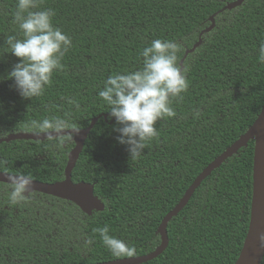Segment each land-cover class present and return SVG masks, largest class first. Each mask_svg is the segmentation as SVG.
<instances>
[{"label": "trees", "instance_id": "obj_1", "mask_svg": "<svg viewBox=\"0 0 264 264\" xmlns=\"http://www.w3.org/2000/svg\"><path fill=\"white\" fill-rule=\"evenodd\" d=\"M233 1L44 0L42 7L55 11L53 24L71 37L72 47L44 95L27 99L8 78L19 58L4 44L7 35L19 36L13 23L17 0H0V133L32 132L27 127L32 119L51 116H66L68 129H83L98 117L71 178L93 184L104 204L102 211L87 215L70 201L33 192L17 205L9 200L8 183H0V264L122 259L113 257L94 232L105 225L136 246L134 257L159 246L163 217L203 169L245 133L264 103V64L258 61L264 0L222 10ZM214 14V28L183 61L190 86L173 104L176 115L157 121L158 137L131 159L128 146L118 142L115 118L98 96L104 81L137 70L139 53L155 39L178 43L180 63ZM74 145L72 135H63L58 145L45 139L0 141V159L8 161L0 172L61 181ZM253 150L250 140L201 182L168 222L166 249L141 264H234L249 223Z\"/></svg>", "mask_w": 264, "mask_h": 264}, {"label": "clouds", "instance_id": "obj_2", "mask_svg": "<svg viewBox=\"0 0 264 264\" xmlns=\"http://www.w3.org/2000/svg\"><path fill=\"white\" fill-rule=\"evenodd\" d=\"M43 4L44 0H17L13 23L18 26L19 36L7 35L4 41L9 53L19 58L8 78L14 79L17 91L27 99L44 95L53 82L54 72L64 69L62 61L72 47L71 37L53 24L55 11L43 8ZM180 50V45L172 40L151 41L139 53L142 64L137 70L109 75L98 92L118 125L114 128L120 133L118 142L128 146L131 159L139 158L148 142L158 137L157 121L174 117V102L182 101L188 91L189 68L179 64ZM258 61L264 64V42L258 48ZM65 99L79 108L73 97ZM27 127L58 145L71 124L66 116H51L32 119ZM4 135L0 133V138ZM7 164V160L0 159V168ZM32 181L30 174L9 175L10 202L17 205L27 202ZM94 232L113 257L137 254L136 246L110 234L109 226L98 227ZM261 240L264 241V236Z\"/></svg>", "mask_w": 264, "mask_h": 264}, {"label": "water", "instance_id": "obj_3", "mask_svg": "<svg viewBox=\"0 0 264 264\" xmlns=\"http://www.w3.org/2000/svg\"><path fill=\"white\" fill-rule=\"evenodd\" d=\"M243 1L244 0H236L230 2L222 10L238 7L243 3ZM214 16L215 14L209 17L211 23L200 33L198 41L190 49H186L179 63L181 67H183V61L187 55L192 53L201 44L202 35L214 28ZM97 119L98 117L94 118L86 128L68 129L64 131L63 135H72V140L75 144L68 155V161L64 171V179L53 183L33 180L30 193L38 192L70 201L76 204L80 210L87 215H90L93 211H102L104 209V204L94 194L93 184L85 182L74 183L71 178L72 170L83 149L85 140L87 139V136L95 125ZM16 139L44 140L46 137L44 134L37 135L32 132H17L8 134L7 136L1 138L0 141L9 142ZM250 140L254 141V150L249 223L242 248L234 264H261L264 257V241L261 240V237L264 236V103L258 116L248 127L245 133L240 135V137L234 143L226 148L211 163H209L207 167L203 169V171L196 177L193 183L186 190L185 194L179 200L177 205L163 217L157 229V233L160 235L161 242L154 251L137 257L122 258L96 264H141L160 255L168 245V222L188 203L189 199L201 182L207 176H209L213 170L220 167V165L226 159L236 154L240 148L247 146ZM9 175L13 174L0 172V183H7Z\"/></svg>", "mask_w": 264, "mask_h": 264}]
</instances>
